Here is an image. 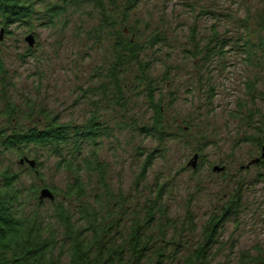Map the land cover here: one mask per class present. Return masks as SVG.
Here are the masks:
<instances>
[{
  "label": "rangeland",
  "instance_id": "374dc122",
  "mask_svg": "<svg viewBox=\"0 0 264 264\" xmlns=\"http://www.w3.org/2000/svg\"><path fill=\"white\" fill-rule=\"evenodd\" d=\"M32 1L33 14L26 24L14 23L9 34L1 30L6 72L0 79V161L19 174L28 206L40 205L46 215L53 201L41 204L40 190H66L73 175L59 169L58 159L47 152L39 154L41 165L35 168L20 163V157L4 147L1 135L44 127L45 122L27 117L30 105L62 123H86L92 101L103 97L91 92L99 83L96 74L109 66L113 54L108 40L98 42L90 36L100 22L95 4L68 6L57 16L52 9L66 5L63 0ZM263 11L264 0H140L130 14L128 23L138 31L140 43H146L153 31L167 35L166 41L148 45L143 57L151 63L156 103L167 111L172 135L160 142L139 130L154 110L144 87H136L126 111L99 108L111 132L98 138L96 146L85 148L97 152L106 164L109 188L123 195L113 213L124 224H130L135 210L143 215L161 193L158 205L170 217L163 222H173L166 231L173 244L164 245L169 255L182 258L202 243L209 220L220 216L230 198L239 204L232 202L234 212L216 228L212 264H244L248 255L264 251V166L246 168L260 152L253 139L260 138L264 127ZM30 35L36 39L33 47L26 41ZM220 43L223 48L209 60L193 53L196 44L203 51ZM5 97L17 105L19 115L7 116ZM118 121L129 126L119 129ZM196 153L200 158L193 168L188 164ZM215 166L225 169L214 171ZM153 253L150 264L155 263Z\"/></svg>",
  "mask_w": 264,
  "mask_h": 264
},
{
  "label": "trees",
  "instance_id": "16d2710c",
  "mask_svg": "<svg viewBox=\"0 0 264 264\" xmlns=\"http://www.w3.org/2000/svg\"><path fill=\"white\" fill-rule=\"evenodd\" d=\"M32 2L0 0V35L1 30L9 34L14 23L26 24L30 20L33 14ZM63 2L66 5H55L52 9L54 15L61 16L68 6L95 4L99 10L100 22L91 29L90 36L98 42L108 40L113 56L109 66H103L96 74L99 83L91 92L95 94L99 91L103 97L92 101L94 108L86 123H62L45 109H36L34 105H30L27 117L45 122L44 127L17 129L10 134L3 132L1 135L4 147L14 151L23 160V164L35 168L29 161L35 160L37 166L41 165L39 154L47 152L50 157L58 159L59 169L67 170L73 175V181L66 190L49 187L55 194L54 208L45 215L39 208L40 205L28 206L29 200L25 198L24 189L19 185V174L0 161V264H147L146 261L150 264L151 251H154V264H174V260L175 264H212L209 256L213 246L218 243L214 239L216 228L234 212L232 202L236 203L235 199L227 200L221 207L220 216L214 215L209 220L205 227V240L193 251L182 258H178L176 254L169 255L165 246L172 245L173 242L167 240L166 231L173 222L168 226L163 222L164 219L169 221L170 217L166 208L158 205L161 193L148 204L143 215L135 210L131 213L130 224H124L123 218L113 213V208L121 203L119 199L123 195H118L109 188L106 164L101 162L97 152L92 148L89 151L85 148L96 146L98 138L111 132L109 125L101 121L99 108L110 106L126 111L129 96L136 87L139 90L144 87L154 110L149 123L138 129L160 142L172 135L168 129L167 111L156 103L155 82L150 75L151 63L143 57L148 45L154 46L167 40L166 33L153 31L146 43L139 42L138 31L128 21L140 0ZM262 20L264 21V11ZM220 48H223V43L201 51L196 44L193 53L196 57L202 55L209 60ZM5 72L0 52V79ZM126 73H131L132 76L127 78ZM5 99L8 100L6 97ZM6 108L7 116L21 113L11 100L7 101ZM132 120L135 123L137 121L136 118ZM121 122L125 121H118L117 128L125 129L129 126ZM132 127L135 128V125ZM2 131L3 128L0 129V134ZM258 137L260 138L253 140L261 147L264 127L260 129ZM93 181L95 186L100 185L105 189L104 192L96 191ZM71 200L77 203L76 207L68 206L66 202ZM39 202L42 204L43 201L39 198ZM155 221L159 222L157 228L154 226ZM157 231L161 234H157ZM246 258L244 264H264V251Z\"/></svg>",
  "mask_w": 264,
  "mask_h": 264
},
{
  "label": "water",
  "instance_id": "95a60500",
  "mask_svg": "<svg viewBox=\"0 0 264 264\" xmlns=\"http://www.w3.org/2000/svg\"><path fill=\"white\" fill-rule=\"evenodd\" d=\"M2 38V36H1ZM35 36L34 35H30L26 38V41L29 43L30 47H33L35 44ZM264 150V147H263ZM264 156V154L262 155ZM200 155L198 153H196L193 158L191 159V161L189 162V166H192L193 168L197 167L198 161H199ZM260 161V158L252 161L253 163H257ZM30 164L32 165V167H35L36 162L35 161H29ZM21 163H23V160L21 161ZM225 168L221 167V166H215L214 167V171H223ZM40 200L43 201L45 199H50L51 201L55 200V194L53 193V191L48 188V187H44L40 190V196H39Z\"/></svg>",
  "mask_w": 264,
  "mask_h": 264
},
{
  "label": "flooded vegetation",
  "instance_id": "af4514ba",
  "mask_svg": "<svg viewBox=\"0 0 264 264\" xmlns=\"http://www.w3.org/2000/svg\"><path fill=\"white\" fill-rule=\"evenodd\" d=\"M263 147H264V140H263L262 146L260 147V152H259V154L257 155V157L255 158V160L258 159V158H260V161L257 162V163H254V164H253V162H251V163H249V164L246 166V168H250V167L255 166V165L264 166V156H262V155L264 154ZM243 167H244V166H243ZM224 168H225V166H224Z\"/></svg>",
  "mask_w": 264,
  "mask_h": 264
},
{
  "label": "bare ground",
  "instance_id": "6f19581e",
  "mask_svg": "<svg viewBox=\"0 0 264 264\" xmlns=\"http://www.w3.org/2000/svg\"><path fill=\"white\" fill-rule=\"evenodd\" d=\"M35 42H36V40H35ZM29 44V43H28Z\"/></svg>",
  "mask_w": 264,
  "mask_h": 264
}]
</instances>
